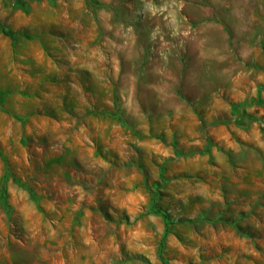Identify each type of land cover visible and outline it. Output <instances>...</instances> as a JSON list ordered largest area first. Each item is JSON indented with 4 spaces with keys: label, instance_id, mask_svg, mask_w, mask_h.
I'll return each instance as SVG.
<instances>
[{
    "label": "rangeland",
    "instance_id": "rangeland-1",
    "mask_svg": "<svg viewBox=\"0 0 264 264\" xmlns=\"http://www.w3.org/2000/svg\"><path fill=\"white\" fill-rule=\"evenodd\" d=\"M0 93V264H264V0H0Z\"/></svg>",
    "mask_w": 264,
    "mask_h": 264
},
{
    "label": "trees",
    "instance_id": "trees-1",
    "mask_svg": "<svg viewBox=\"0 0 264 264\" xmlns=\"http://www.w3.org/2000/svg\"><path fill=\"white\" fill-rule=\"evenodd\" d=\"M1 94V93H0ZM246 105L244 104H237V105H233L232 108V113L233 115H235V123L242 125L243 124V120L249 118V115L247 114V112L245 111V107ZM18 183V182H17ZM22 189H24L25 191H27V193L29 194V196L31 198H33V193L32 190L29 187H24V186H20ZM5 185H4V178L1 181V190H0V205L8 210L9 206L6 204V196H5ZM151 211L153 213L156 214H161L165 219L167 218L166 213L161 212L159 209L158 210H154L153 207H151Z\"/></svg>",
    "mask_w": 264,
    "mask_h": 264
}]
</instances>
